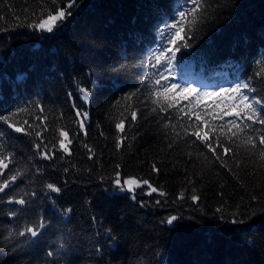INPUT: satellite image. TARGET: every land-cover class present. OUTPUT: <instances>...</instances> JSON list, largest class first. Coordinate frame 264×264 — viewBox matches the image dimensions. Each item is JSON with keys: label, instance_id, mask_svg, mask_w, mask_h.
<instances>
[{"label": "trees", "instance_id": "trees-1", "mask_svg": "<svg viewBox=\"0 0 264 264\" xmlns=\"http://www.w3.org/2000/svg\"><path fill=\"white\" fill-rule=\"evenodd\" d=\"M69 3L0 0V116L23 128L0 121V153L12 161L0 181L21 173L0 193V264H264V162L242 144L243 134L227 139L236 118L223 116L232 101L219 95L248 81L256 89L248 95L264 98V76L255 75L264 61V0H208V17L171 68H150L148 57L167 46L159 32L179 18L184 0ZM61 8L71 15L53 32L36 27ZM160 73L197 92H168L161 101L173 106L161 112L152 103ZM77 111L88 114L84 131ZM121 119L123 132L115 126ZM195 125L219 159L185 135ZM61 130L72 140L70 154L60 149ZM128 179L140 182L132 193ZM41 222L38 237L18 235Z\"/></svg>", "mask_w": 264, "mask_h": 264}, {"label": "snow or ice", "instance_id": "snow-or-ice-1", "mask_svg": "<svg viewBox=\"0 0 264 264\" xmlns=\"http://www.w3.org/2000/svg\"><path fill=\"white\" fill-rule=\"evenodd\" d=\"M53 3H55V0H53ZM76 0H70V3L67 5L68 8H72L75 6ZM191 5V6H188ZM213 5L208 3V0H184V7L183 10H179L177 15L178 19L173 21L172 23H165L164 28L159 32V35L162 40L167 41V46L159 49L158 51H151L148 57V65L150 68H156L157 66L168 68L173 67V61L177 59L176 53L181 50V48H189L191 47V42L194 39L193 32L196 30L197 26L199 24H202L204 20L209 15V9L212 8ZM71 15L70 12L66 11L65 9L61 8L59 10L55 11V14H49L47 19L42 20L39 24L36 25L37 28L42 29L47 32H53L54 28L58 26V23L65 20L67 16ZM154 61V63H153ZM260 65V71L257 72L255 75L257 77L264 76V61H258L257 62ZM153 73H148L144 77V80L146 82L151 83L152 81L149 80V77L152 76ZM161 80H164V84L161 85ZM155 85H159L160 87L155 89L153 92V95L157 97L156 99L152 100V103L157 105L159 107V110L161 112H167L169 108H171L173 105L171 103L167 104V107L164 103H162L161 98L166 101L167 96L166 94L168 92H176L177 89H179L182 93H196L197 90L195 88L189 87H182L176 84H168L167 83V77L163 75V73H160L157 78L155 79ZM256 89L250 85L248 81L237 83L234 87H229L227 89H221L219 95H223L225 93L229 94L228 99L232 101L231 105L228 106V110L223 113V116H234L235 120H229L227 123L229 125H232V128H235L236 131H232V135L227 137V139L231 143H235L236 139L241 138V134H243V140L242 144L250 149L257 150L259 153V159L261 162H264V98H257L256 96H249L248 93H254ZM79 92L82 94V99L84 102L89 101V92L83 88H79ZM135 95V94H132ZM199 95L202 96H217V93H199ZM69 97L71 98V93L69 94ZM187 98V97H185ZM128 99H132V96H129ZM75 107V106H74ZM156 109L154 108L153 111ZM182 110V109H181ZM43 111V109H41ZM123 115V113H121ZM77 117H81L79 121L80 129L82 131L85 130V123L88 119V114L81 113L80 111L76 112ZM132 120L137 119V112L132 111L131 112ZM223 117L221 116V119ZM197 119H200V116L197 115ZM0 121H3L5 124L8 125L9 128H13L15 132H21L23 131L22 127L15 126L12 124L11 117H3L0 116ZM26 124L28 122H25ZM253 125H261V128H254ZM116 129L120 132L124 131V120L121 119L118 123H116ZM164 127H168V125H164ZM196 128L195 131L189 132L187 128H185V135H194L197 140L201 141V143H205L206 147L209 148V150L213 153V155L217 156V159H219V155L216 151V148L213 147V145L208 142L209 138L207 134L201 135L199 131V125L194 126ZM211 127V126H209ZM47 130V129H45ZM231 131V129H229ZM85 134H87L85 132ZM103 134V133H101ZM0 135H3V133H0ZM42 133L37 132L36 136L41 137ZM59 136L62 137V139L59 140V146L60 149H62L65 153L70 154L69 147L72 143V140L69 138V133L65 130H61L59 132ZM118 142L116 147L119 148L121 145ZM171 146V145H170ZM220 147L224 148L225 153H231L232 149L229 147H225L222 143L219 144ZM47 145H45V148ZM87 147V145H85ZM36 148L40 149L41 145L36 144ZM51 150L48 151H41L40 155L43 159H52V155L49 154ZM92 158L91 156L89 157ZM11 157L10 155H4L0 153V176L5 175V169H9V165L11 164ZM119 167V165H117ZM153 171H158L156 165H153ZM21 175V173L16 172L15 174L11 175L10 177L3 179L0 181V193H5L7 189L11 187L13 183L16 182L18 177ZM117 176H119V173H117ZM117 185L119 186L120 181H116ZM124 185L127 186V191L129 193H132L134 191V186L139 187L140 182L136 179H128L123 181ZM143 184L148 185V187L151 189V192H156L157 188L152 187V185L149 183L148 180H143ZM46 188L50 190L53 193H59L61 189L57 187L53 183H48L46 185ZM160 195H165L164 192H160ZM134 198V197H133ZM183 194H181L180 199H183ZM191 199L196 202L199 200V197L196 195H193ZM8 203H15L19 205H25L26 201L24 198L20 199H14L9 198ZM217 212H220L221 209L218 208L216 210ZM12 215H15V212L11 213ZM235 216L236 214L233 213ZM177 220L176 216H171L166 219V223L169 225H172ZM233 223H239L241 221L234 219L232 221ZM44 227L43 222L39 224L38 227H27L24 231H19L18 235L21 237H24L26 235H30L31 237H38L40 234L39 229H42ZM48 257L53 256V252L49 251L47 253Z\"/></svg>", "mask_w": 264, "mask_h": 264}]
</instances>
